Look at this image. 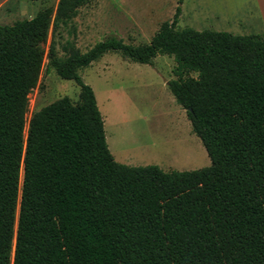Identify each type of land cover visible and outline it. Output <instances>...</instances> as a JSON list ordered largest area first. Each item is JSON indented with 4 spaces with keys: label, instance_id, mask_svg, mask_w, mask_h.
<instances>
[{
    "label": "trees",
    "instance_id": "16d2710c",
    "mask_svg": "<svg viewBox=\"0 0 264 264\" xmlns=\"http://www.w3.org/2000/svg\"><path fill=\"white\" fill-rule=\"evenodd\" d=\"M91 1L0 25V264H264V35L180 31L178 5L148 45L108 35L84 53L67 42L58 57L55 32ZM50 28L45 71L76 83L79 101L45 106L24 136ZM107 53L173 58L167 87L209 166L114 160L79 76Z\"/></svg>",
    "mask_w": 264,
    "mask_h": 264
},
{
    "label": "rangeland",
    "instance_id": "374dc122",
    "mask_svg": "<svg viewBox=\"0 0 264 264\" xmlns=\"http://www.w3.org/2000/svg\"><path fill=\"white\" fill-rule=\"evenodd\" d=\"M58 0H0V25L32 18L52 10ZM180 5L178 30L232 36L264 35V0H92L80 8L68 26L53 36L58 57L72 42L84 53L108 35L125 44L148 45L164 22H170ZM52 15V17H53ZM45 56L36 86L28 94L24 136L30 118L49 104L67 97L79 101L73 81L45 71ZM172 57L157 56L152 65L131 62L107 53L79 71L94 92L103 119L106 144L114 160L127 166L154 165L164 172L191 171L210 165L201 141L193 134L186 112L175 101L167 82L173 79Z\"/></svg>",
    "mask_w": 264,
    "mask_h": 264
},
{
    "label": "crops",
    "instance_id": "0c3cea01",
    "mask_svg": "<svg viewBox=\"0 0 264 264\" xmlns=\"http://www.w3.org/2000/svg\"><path fill=\"white\" fill-rule=\"evenodd\" d=\"M34 16H35V15H34ZM34 16H33V17H34ZM30 19H31V18H30Z\"/></svg>",
    "mask_w": 264,
    "mask_h": 264
}]
</instances>
